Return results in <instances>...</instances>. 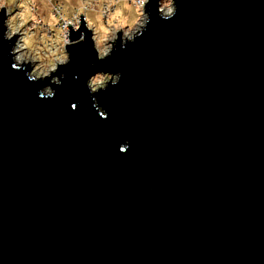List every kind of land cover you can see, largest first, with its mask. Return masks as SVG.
Here are the masks:
<instances>
[{"label":"water","instance_id":"water-1","mask_svg":"<svg viewBox=\"0 0 264 264\" xmlns=\"http://www.w3.org/2000/svg\"><path fill=\"white\" fill-rule=\"evenodd\" d=\"M177 5L105 62L81 15L54 99L0 38V264H264V0Z\"/></svg>","mask_w":264,"mask_h":264},{"label":"clouds","instance_id":"clouds-1","mask_svg":"<svg viewBox=\"0 0 264 264\" xmlns=\"http://www.w3.org/2000/svg\"><path fill=\"white\" fill-rule=\"evenodd\" d=\"M42 3H51V0H41ZM78 9L75 14L68 16L61 9L48 11L47 16L38 14L36 9L37 0H20L17 7L20 9L14 14L8 10L3 15L0 22V28L3 29L2 40L12 43L10 56L13 58L12 68L14 70H24L31 67L30 72H26L29 82H40L50 79V84L45 85L38 90V98L54 99L56 96L55 89L62 86V78H66V73L53 75L63 66L66 67L71 63V53L69 47H75L86 41V33L81 31V15H83V24L88 32L92 33L94 50L97 53V59L100 62L107 61L114 53L117 43L126 50L129 43H135L136 40L143 36L151 23V13L148 11L153 0H131V5L135 7L139 23L142 25L139 31H136L128 23H120L116 20L119 9H114L119 0H105V5L98 10L93 6V0H77ZM98 2V0H97ZM159 17L165 21H171L178 14L177 0H155ZM6 0H0V8H4ZM33 14L25 19L26 13L30 10ZM91 10L96 16L89 17L87 14ZM107 18L106 22L104 18ZM114 21H116L114 23ZM103 28L106 36L104 45L101 46L97 41L98 29ZM55 31L56 46H52V37L47 36L48 32ZM40 33L39 42L35 40L37 33ZM79 33V39L73 40V33ZM114 37V38H113ZM43 53V56H42ZM44 57H52L47 63ZM95 66V65H93ZM122 73L96 72L87 80V88L93 98V107L100 113V116L107 119V113L99 106L97 95L108 88L116 87L122 80ZM78 78V77H77ZM73 110L76 105H72ZM130 145L126 144L121 148L124 153Z\"/></svg>","mask_w":264,"mask_h":264},{"label":"rangeland","instance_id":"rangeland-1","mask_svg":"<svg viewBox=\"0 0 264 264\" xmlns=\"http://www.w3.org/2000/svg\"><path fill=\"white\" fill-rule=\"evenodd\" d=\"M20 3V0H6V4L4 8H0V11L2 9H7L11 10L13 12V14L16 11H19L20 9L17 7V5ZM105 5V0H93V6L97 8V10L100 7H103ZM30 10L26 13L25 19L28 20V17H30L33 14V11L31 10V6ZM79 5L77 0H51V3H42L41 0H37L36 3V9L35 11L40 14V15H44L47 16L48 11H55V9H61L65 14H67L68 16H72L73 14H75L77 12ZM114 9L118 8L120 11L117 15L116 20H118L120 23H128L131 27H133L136 31H139L140 27H142V25L139 23V16L138 13L135 9L134 6L131 5V0H119V2L113 6ZM133 7V8H132ZM89 17H95L96 13L89 10L88 13ZM83 16V15H82ZM105 22L107 20V18L105 17ZM116 21H114L115 23ZM31 24V21L28 20V25ZM40 33H37V36L35 38V40L37 42H39V38H40ZM47 36L52 37V46L55 47L56 43H55V37H56V33L55 31L52 32H48ZM114 38V37H113ZM106 36L103 32V28L98 29L97 32V41L100 43L101 46L104 45ZM43 56V53H42ZM54 59L52 57H44L45 62L47 63L49 60Z\"/></svg>","mask_w":264,"mask_h":264},{"label":"trees","instance_id":"trees-1","mask_svg":"<svg viewBox=\"0 0 264 264\" xmlns=\"http://www.w3.org/2000/svg\"><path fill=\"white\" fill-rule=\"evenodd\" d=\"M133 8V7H132Z\"/></svg>","mask_w":264,"mask_h":264}]
</instances>
